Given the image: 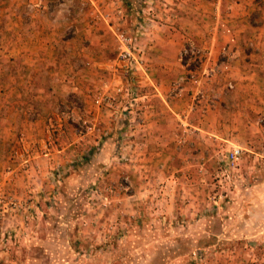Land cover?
I'll return each instance as SVG.
<instances>
[{
  "label": "crops",
  "instance_id": "crops-1",
  "mask_svg": "<svg viewBox=\"0 0 264 264\" xmlns=\"http://www.w3.org/2000/svg\"><path fill=\"white\" fill-rule=\"evenodd\" d=\"M128 1L135 2L140 14L138 0H87L85 7L82 0L0 3L1 10L10 11V29L17 21L21 25V33L4 35L0 45V196L11 187L13 170H20L19 187L28 171L44 175L45 164L57 154L52 139L60 124L67 139L75 137L72 124L80 121L86 125L83 136L93 134L84 137L94 153L84 157L91 171L115 158L118 145V154L130 153L131 163L122 166L131 167L135 190L130 196L137 202L143 195L151 198L156 184L170 185L173 179L181 187L189 181L198 184L204 180L194 174L200 158L209 160L212 171L220 154L241 147L233 194L225 201L228 209L217 217L212 214L225 220L224 229L219 223L222 232L231 234L218 235L209 245H236L250 252L251 264H264V0H166L170 7L162 25H149L139 41L146 70L131 79L138 90L131 101V129L123 121V98L111 110L93 101L100 89L129 79L127 68L117 62L108 29L112 26L100 20L99 28H93L89 14L94 7L105 14L119 2L130 14ZM191 45L203 50L198 77L178 86L192 69L183 60ZM91 137L97 143L103 138L101 146L92 145ZM125 138L130 139L128 148L118 143ZM28 162L30 170L24 169ZM198 218L203 219L191 228L197 243H203L208 234H217V227L210 228L204 216ZM141 223L103 263L152 264L151 255L138 259L150 245L138 239L150 229L159 237L176 233L168 225ZM245 257L231 258L243 262Z\"/></svg>",
  "mask_w": 264,
  "mask_h": 264
},
{
  "label": "rangeland",
  "instance_id": "rangeland-1",
  "mask_svg": "<svg viewBox=\"0 0 264 264\" xmlns=\"http://www.w3.org/2000/svg\"><path fill=\"white\" fill-rule=\"evenodd\" d=\"M4 1L0 0V3ZM148 1L150 0H138L142 4L140 22ZM9 12L0 9V45H3L1 41L4 35L15 36L21 33L20 21L10 29L11 24L6 16ZM113 13L111 21L117 28L136 30L139 41L146 35L140 33V22L133 20L131 14H128L127 20ZM91 24L94 25L93 28L101 25ZM108 29L112 35L111 40L116 43L115 27L108 26ZM70 30L65 31V34ZM2 50L3 47L0 46V51ZM183 60L190 63L192 69L183 76V80L180 78L178 86L182 82L186 84L193 81L190 75H197V69L202 63L200 57L194 56H183ZM135 75L129 72L128 82L121 84L134 86L131 79ZM123 99V121L131 129V97L125 96ZM72 126L74 138L67 139L64 124L58 125L54 131L52 141L57 154L45 164V171H42L44 175L39 174L40 171L38 174L28 171L30 177L26 175L25 183L19 187L15 183L21 177L20 170L12 171L10 190L0 196V264H105V259L116 254L113 251L129 239L131 229L140 221L144 227L155 223L160 228L168 225L176 229V233L159 237L158 233L150 229V233L138 239L142 242L148 240L150 243L148 250L138 259L146 260L151 255L149 260L154 264H251L248 261L250 252L238 250L236 245L228 248L223 244L225 249H221L220 245H209L215 238L219 240L231 234V230L222 232L225 220H215L212 214L217 217L218 213L227 211L225 201L233 194L232 180L240 159L235 167H228L226 151L220 154L214 165L215 169L209 171L206 165L209 160L200 158L201 167L194 174L203 176V181L196 185L189 181L188 184H182L184 187L177 186L174 179L170 185L156 184L150 188L154 190L150 193L151 198L143 195L139 197L140 202H137L130 196L135 190L132 186L131 167L122 166V163H131L130 153L118 154V145V149L113 148L115 158L107 160L97 171H91L84 157L94 153H89L91 148L87 147L85 138L93 134L83 136L86 125L82 121L73 123ZM93 138H90L92 145L101 146L103 138L100 143H97L99 139ZM122 141L127 147L126 143L130 139H120L118 143ZM99 156L100 154L96 155L98 158ZM25 166L24 169L30 170L29 162ZM119 170L121 172L116 175ZM197 185L201 186L197 188ZM200 216L208 219L207 225L210 228L216 229L215 225L217 227V234H208L206 237L209 239L205 237L203 243H197L195 227L191 228L193 224L196 225V220L203 219L198 218ZM199 253H202V259ZM236 254L246 256L242 259L243 262H235L231 258Z\"/></svg>",
  "mask_w": 264,
  "mask_h": 264
},
{
  "label": "built area",
  "instance_id": "built-area-1",
  "mask_svg": "<svg viewBox=\"0 0 264 264\" xmlns=\"http://www.w3.org/2000/svg\"><path fill=\"white\" fill-rule=\"evenodd\" d=\"M83 7L87 6V0H82ZM169 4L166 0H150L148 1L147 6L143 8V17L142 21L139 24L138 30L140 33L146 34L149 28V25L155 23L158 26H161L164 18L166 17L167 10H169ZM112 13L115 12L121 19L128 20V11L126 10L125 3L119 2L112 6ZM110 12L103 13L94 7L93 10H90L89 14L91 20L94 24H97L100 20L106 21L112 27H115L116 35V46L118 49L117 62L120 65L127 68V73L132 72L137 74V72L146 70V55L144 46H141L139 43V38L136 30H127L117 28V25L112 23L111 19L114 15ZM152 26V25H151ZM114 30V29H113ZM203 53V50L200 47L191 45L186 48L183 56H194L200 57ZM224 68L229 69V64L227 61H224ZM191 79L194 81L197 79V75L191 73ZM184 78H181L183 80ZM178 85V84H177ZM230 86H233L232 84ZM131 97L136 99L138 96V90L136 86H123L118 85L115 88L108 87L107 89H100L94 96L93 101L95 105L99 107H106L109 110L113 109L116 104L121 101L124 97ZM241 147H234L232 150L228 151L225 156L226 165L228 167H235L239 157L242 153ZM229 177V174H227ZM199 257L202 259V253H199Z\"/></svg>",
  "mask_w": 264,
  "mask_h": 264
},
{
  "label": "trees",
  "instance_id": "trees-1",
  "mask_svg": "<svg viewBox=\"0 0 264 264\" xmlns=\"http://www.w3.org/2000/svg\"><path fill=\"white\" fill-rule=\"evenodd\" d=\"M127 3L130 6V9L129 10H130L131 17L133 18V20L139 21V18H140L139 17V10L136 8L137 6H134V3L135 2L134 1H128ZM136 3H137V1H136Z\"/></svg>",
  "mask_w": 264,
  "mask_h": 264
}]
</instances>
